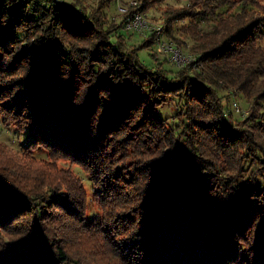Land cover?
<instances>
[{
    "label": "trees",
    "instance_id": "16d2710c",
    "mask_svg": "<svg viewBox=\"0 0 264 264\" xmlns=\"http://www.w3.org/2000/svg\"><path fill=\"white\" fill-rule=\"evenodd\" d=\"M76 3L0 0V115L30 128L31 148L81 165L101 212L87 214L73 174L41 186L0 172V264L11 251L29 257L16 264H99L96 241L114 264H264L260 0L203 2L215 24L191 29L202 64L174 76L143 60L144 43L128 50L104 6ZM220 89L246 97L244 118ZM167 95L179 106L162 118Z\"/></svg>",
    "mask_w": 264,
    "mask_h": 264
},
{
    "label": "rangeland",
    "instance_id": "374dc122",
    "mask_svg": "<svg viewBox=\"0 0 264 264\" xmlns=\"http://www.w3.org/2000/svg\"><path fill=\"white\" fill-rule=\"evenodd\" d=\"M60 1L64 5H68L71 0ZM193 1L198 5L201 1V9L193 7ZM206 1L111 0L107 4V0H77L76 7H84L86 10H90L92 8L96 9L98 6H104L102 12L107 19V23L121 24V28L116 34L122 33L127 45H129L128 50L144 43L146 48L140 50L143 60L149 65H153V57L150 56V53H153L154 57H158V60L163 62L164 67L169 69L167 70L168 74L174 76L175 71L170 70H178L184 67H192L198 70L200 67L199 64H202L197 57L203 50H201L199 43H196L195 37L192 36L194 32L191 29L199 30L200 33L206 31L212 32L214 30V16L207 15L205 12L208 9L202 6L204 5L203 2ZM260 2L264 6V0H260ZM234 10L237 9L234 8ZM184 13L189 14V17L183 18V15H181L183 19L179 20V14ZM169 16L172 25H174V30H171V32L166 30L165 25L166 17ZM175 16L178 17L176 18ZM159 25L162 26L160 33L156 29ZM184 28L190 30V32L186 33L185 31H181ZM147 39H151L152 42L145 45L146 43L144 41ZM261 44L264 45V40ZM219 93L225 98L226 105L235 118H244L249 108V102L246 97L242 93L233 94L224 89H220ZM165 97H167V100H165L166 104L159 107V115L162 118L173 117L176 108L179 106L177 98H168V95ZM33 137L34 135L30 128L26 127L21 130L15 125L4 121L0 115V172L5 171L16 182L24 181V185H33L34 182L36 185L41 186L45 184V180L56 178V175L65 176L66 173L73 174L78 176L86 187L88 200L87 214L91 216L95 212H101V208L94 198L92 181L83 167L66 158L51 157L42 147L31 148L29 145ZM248 164L249 162L247 161L245 166L248 167ZM4 236L10 238V236L15 237V234H5ZM85 237L89 241L88 246L90 248L92 246V238ZM94 243L97 248H101V251L98 249L94 251V255H101L99 264H114L112 260L109 263L107 262V259H110V257L102 255L104 253L108 256L104 252L107 249L100 246L97 241ZM22 249L21 246L18 247V250L22 251ZM23 254L16 257L14 251H11L7 255L8 260L6 264H16L18 261L24 262L29 257Z\"/></svg>",
    "mask_w": 264,
    "mask_h": 264
},
{
    "label": "built area",
    "instance_id": "2783aa9c",
    "mask_svg": "<svg viewBox=\"0 0 264 264\" xmlns=\"http://www.w3.org/2000/svg\"><path fill=\"white\" fill-rule=\"evenodd\" d=\"M161 28H162V26H160V25L156 28L159 33L161 32Z\"/></svg>",
    "mask_w": 264,
    "mask_h": 264
}]
</instances>
